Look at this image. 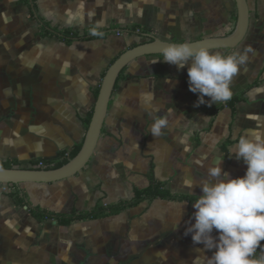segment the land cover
Segmentation results:
<instances>
[{
    "label": "crops",
    "instance_id": "0c3cea01",
    "mask_svg": "<svg viewBox=\"0 0 264 264\" xmlns=\"http://www.w3.org/2000/svg\"><path fill=\"white\" fill-rule=\"evenodd\" d=\"M246 2L244 39L214 50L251 49L232 82V96H241L233 111L225 106L210 113L224 103L197 107L188 66L180 70L161 55L139 57L117 79L87 165L57 182L18 185L31 206L53 213L129 200L153 182L194 199L145 200L114 215L60 225L38 221L0 183V264H208L213 252L185 235L203 194L186 182L209 179L215 159H224L221 167L233 178L246 175L234 146L243 134L264 137V0ZM234 14L233 0H0V165L27 167L82 143L94 90L133 43L151 36L170 42L225 36ZM43 28L51 34L42 35ZM63 30L79 37L67 42ZM160 119L168 124L155 137L150 130Z\"/></svg>",
    "mask_w": 264,
    "mask_h": 264
},
{
    "label": "clouds",
    "instance_id": "9594fccd",
    "mask_svg": "<svg viewBox=\"0 0 264 264\" xmlns=\"http://www.w3.org/2000/svg\"><path fill=\"white\" fill-rule=\"evenodd\" d=\"M250 51L225 55L205 46L171 43L162 48L161 56L180 70L188 66L190 91L199 94L198 107L226 103L232 98V82L248 62ZM167 124L166 119L157 120L150 131L160 137ZM232 155L245 162L246 175L233 178L221 167L224 159H215L208 167L209 179L198 185L186 182L191 189L201 187L203 194L194 203L195 223L185 235L192 234L194 244H203L213 252L208 264H264V255L253 259L264 243V137L239 136ZM214 230L219 233L218 239L213 236Z\"/></svg>",
    "mask_w": 264,
    "mask_h": 264
},
{
    "label": "water",
    "instance_id": "95a60500",
    "mask_svg": "<svg viewBox=\"0 0 264 264\" xmlns=\"http://www.w3.org/2000/svg\"><path fill=\"white\" fill-rule=\"evenodd\" d=\"M236 9V20L233 30L225 36L204 37L192 41L170 42L151 36L122 52L107 68L100 82L99 91L93 105V112L88 124L82 145L78 153L66 164L52 169L6 168L0 166V183H53L69 178L82 170L89 162L99 137L108 104L117 79L122 70L132 61L146 55H161L162 48L171 43H189L194 47L205 46L210 49H233L244 39L248 24L249 10L246 0H233Z\"/></svg>",
    "mask_w": 264,
    "mask_h": 264
},
{
    "label": "trees",
    "instance_id": "16d2710c",
    "mask_svg": "<svg viewBox=\"0 0 264 264\" xmlns=\"http://www.w3.org/2000/svg\"><path fill=\"white\" fill-rule=\"evenodd\" d=\"M235 20H236V14H234V21ZM49 34H51V32H48L45 28L42 29V35H49ZM60 35H61V38L67 42L72 41V39H74L75 37H79V33L77 31H71V30H63L60 32ZM84 35L88 36L87 38H93L97 36V35H90V32H85ZM147 40L149 39H146L144 41H147ZM144 41H141V42H144ZM139 43L137 42L133 43L130 47H133ZM124 69L120 73V76L122 75ZM252 85H254V83ZM98 91H99V86L94 90L95 99L97 97ZM240 98H241L240 95H234L228 102L221 104L220 106H218L217 108L213 110H210V113L214 114L217 110L222 109L225 106L229 107L231 111H233L235 103L238 100H240ZM92 112H93V107L89 111L86 117V120H85L87 126L90 122ZM81 145L82 143L74 146L68 152H64V151L59 152L57 157L53 160L43 161L45 164L44 167L37 166L39 160L38 161L32 160L29 162V166L25 168L52 169V168L60 167L66 164L71 158H73L78 153V151L81 148ZM0 166L6 167V168L23 167L20 162L5 163V164H1ZM6 185L9 186L10 188L8 194L12 197L14 202L19 206L27 207L31 215L35 217L38 221H42L45 219H52L54 220L56 224H60V225H68L71 222L76 221V220H82V219H87V218L96 219V218H101V217L108 216V215H114V214L121 212L127 207L136 206L137 204L145 200H153V199L161 198V199H168V200L184 201V200L194 199L189 196L173 194L169 192L165 188V184L163 182H153L152 184H150L149 186L143 189H135L133 196L129 200L119 201L111 205H103L101 203H98L92 210H89V211H79V212L71 211L69 213H53V212H48L46 210H43L38 206H31L28 202L26 194H24L18 189L19 184H6ZM263 250H264V243H262L260 247L256 250V253L253 259H259V257L263 255Z\"/></svg>",
    "mask_w": 264,
    "mask_h": 264
},
{
    "label": "built area",
    "instance_id": "2783aa9c",
    "mask_svg": "<svg viewBox=\"0 0 264 264\" xmlns=\"http://www.w3.org/2000/svg\"><path fill=\"white\" fill-rule=\"evenodd\" d=\"M37 166L44 167L45 164L42 160H39Z\"/></svg>",
    "mask_w": 264,
    "mask_h": 264
},
{
    "label": "rangeland",
    "instance_id": "374dc122",
    "mask_svg": "<svg viewBox=\"0 0 264 264\" xmlns=\"http://www.w3.org/2000/svg\"><path fill=\"white\" fill-rule=\"evenodd\" d=\"M145 39H140L139 41L141 42V41H144Z\"/></svg>",
    "mask_w": 264,
    "mask_h": 264
}]
</instances>
